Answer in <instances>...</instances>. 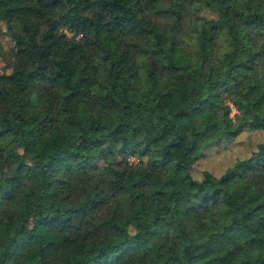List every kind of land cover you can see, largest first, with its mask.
<instances>
[{
    "label": "trees",
    "instance_id": "16d2710c",
    "mask_svg": "<svg viewBox=\"0 0 264 264\" xmlns=\"http://www.w3.org/2000/svg\"><path fill=\"white\" fill-rule=\"evenodd\" d=\"M233 10L0 0L15 50L0 75V264H264V136L219 174H191L211 147L264 132V51ZM235 14L264 25V10ZM186 28L193 62L176 64Z\"/></svg>",
    "mask_w": 264,
    "mask_h": 264
},
{
    "label": "rangeland",
    "instance_id": "374dc122",
    "mask_svg": "<svg viewBox=\"0 0 264 264\" xmlns=\"http://www.w3.org/2000/svg\"><path fill=\"white\" fill-rule=\"evenodd\" d=\"M192 4L196 7L202 0H191ZM223 5L234 9L233 11H228L226 16L230 22L235 23L236 31L238 36L242 39H249L254 44V48L257 51H264V36L260 33L264 31V25H260L255 22H250L243 16L235 14L237 12L244 11L245 9L249 11H263L264 10V0H223ZM235 12V13H234ZM199 14L209 17L207 11H200ZM186 28L183 32L184 39L186 41L185 48H179L175 50L174 61L176 64L187 62L189 65L193 62V50L197 45V35ZM181 33V34H182ZM190 33V37L189 36ZM68 36L71 34L68 33ZM15 50L13 49V41L7 35L5 31V26L3 22L0 21V75L7 74L9 72V64L13 60V54ZM0 89L6 90L7 84L2 83L0 78ZM235 110L231 107L229 116H233ZM264 132L260 130H249L243 131L237 135L232 141L224 143L222 145L211 147L206 151V154L196 160L191 168V174L195 177H200L201 172L206 170L212 174H219L222 169L235 158L243 157L254 150L255 146L260 143L263 139ZM144 158H140L137 153L133 156L127 157L128 163H138L143 161ZM102 161H97L95 163L87 165H75L73 170L76 172H90L96 171L102 168ZM147 194L153 198L151 192L147 190ZM27 246L25 242V236H21L16 241L10 245L6 251L8 257L15 258L20 255Z\"/></svg>",
    "mask_w": 264,
    "mask_h": 264
}]
</instances>
